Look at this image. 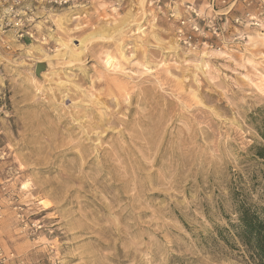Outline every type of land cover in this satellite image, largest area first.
Listing matches in <instances>:
<instances>
[{"label":"rangeland","instance_id":"rangeland-1","mask_svg":"<svg viewBox=\"0 0 264 264\" xmlns=\"http://www.w3.org/2000/svg\"><path fill=\"white\" fill-rule=\"evenodd\" d=\"M184 1L203 2L40 4L32 38L0 40L6 249L40 264H256L230 223L239 204L264 220V30L185 49L166 15Z\"/></svg>","mask_w":264,"mask_h":264},{"label":"built area","instance_id":"built-area-1","mask_svg":"<svg viewBox=\"0 0 264 264\" xmlns=\"http://www.w3.org/2000/svg\"><path fill=\"white\" fill-rule=\"evenodd\" d=\"M0 40L8 42L32 38L31 25L35 23V9L43 4L52 10L77 9L89 0H0ZM167 19L173 23L174 35L185 49H221L225 44H243L248 39L247 28L264 30V0H203L168 2ZM9 48V44H5ZM6 92L0 88V119L8 111ZM3 190V189H2ZM0 196V218L3 216V198L10 199L8 191ZM17 208V207H16ZM18 217L21 215L18 214ZM0 264H40L14 249L0 244ZM55 264V263H52Z\"/></svg>","mask_w":264,"mask_h":264},{"label":"trees","instance_id":"trees-1","mask_svg":"<svg viewBox=\"0 0 264 264\" xmlns=\"http://www.w3.org/2000/svg\"><path fill=\"white\" fill-rule=\"evenodd\" d=\"M257 155L264 159V148H259ZM235 211L236 218L230 223L234 236L256 264H264V220L245 204L237 205Z\"/></svg>","mask_w":264,"mask_h":264},{"label":"bare ground","instance_id":"bare-ground-1","mask_svg":"<svg viewBox=\"0 0 264 264\" xmlns=\"http://www.w3.org/2000/svg\"><path fill=\"white\" fill-rule=\"evenodd\" d=\"M36 62H37V61H36ZM39 203L42 204V203H43V200H41ZM42 205H43V209H44V210L49 208L48 203H43Z\"/></svg>","mask_w":264,"mask_h":264}]
</instances>
